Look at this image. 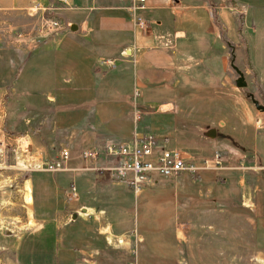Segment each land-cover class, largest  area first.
Instances as JSON below:
<instances>
[{"label": "crops", "instance_id": "0c3cea01", "mask_svg": "<svg viewBox=\"0 0 264 264\" xmlns=\"http://www.w3.org/2000/svg\"><path fill=\"white\" fill-rule=\"evenodd\" d=\"M35 4L77 29L33 51L0 43L2 130L25 140L40 163L63 150L69 159L61 172L30 170L23 179L30 188L32 225L17 236L0 231V244L14 251L15 264H127V252L112 247V237L124 235L114 233L109 217L114 213L115 221L124 223L132 204L125 195L133 193L107 171H94L95 164L83 161L81 153L128 144L135 133L168 139L158 121L156 131L133 127L134 114L145 125L159 115L172 124L184 112L192 85L220 90L225 101L221 120L207 119L200 130L205 135L219 126L216 139L203 136L211 154L201 160L219 153L224 169L153 175L154 185L133 194L139 198L156 189L158 223L171 224L170 231L160 229L155 252L146 246L147 256L137 254V264H246L264 251L255 248V201L264 191L254 176L264 163L250 164L247 157L256 135L264 133V112L234 107L249 94L236 88L230 64L238 61L236 68L249 80L245 88L264 107V0H145L134 11L130 0H69L68 6L56 0H0V25L27 27L31 20L21 11ZM225 10L235 17V42L229 40ZM233 113L236 120L229 119ZM71 186L77 200L67 202ZM147 203L144 199L141 206Z\"/></svg>", "mask_w": 264, "mask_h": 264}, {"label": "rangeland", "instance_id": "374dc122", "mask_svg": "<svg viewBox=\"0 0 264 264\" xmlns=\"http://www.w3.org/2000/svg\"><path fill=\"white\" fill-rule=\"evenodd\" d=\"M21 13L24 17L31 20L30 23L33 22V18L28 15L27 10H23ZM222 16L227 22V27L230 28L231 32V25L235 23V17L227 10L222 12ZM1 25H3V27L11 26L14 30L21 29L19 26L13 25L12 23ZM232 33L233 31L230 33L229 40L235 42V37L232 36ZM233 65L235 67H239L238 61H236V64ZM209 81L207 82L208 84H210ZM245 82L246 88L249 89V80L247 77L245 78ZM210 86L215 85L212 84ZM246 88H244V90H238L245 92L246 94L248 93V97L244 100H236L233 104L234 107L238 108L241 105H248L253 108L255 107L254 97ZM188 94L184 112L191 107L192 115L189 113L184 115V112L180 113L178 116L174 117L175 119L172 120V124L169 122L170 118H164V116L159 115L156 117V120L150 119V122L146 125L142 124L143 122L138 123V128L139 130L143 128H153L154 124L158 121V127H161H159L161 135L168 136V139H158L157 142L160 147L164 150H178L188 156L189 159L191 157L190 160H192L191 163H193L197 160L200 162L201 158H207L205 155L211 154L210 147L207 146L210 141H207L203 137L205 135H203L200 130L202 126H206V123L209 120H215V122H219L221 120V116H223L222 108H224L222 103L225 104V101H222L221 99L220 90L212 91L209 85L206 88L195 87V85H192L191 91ZM3 101L4 99L0 94V231L5 234L7 233L17 236L23 232L26 227L32 225V221L30 219L31 214L29 213L30 207L28 209L25 205L26 184L23 179L26 178V175L31 172V169H33L32 161L36 160L35 157L31 158L28 153L23 152L26 145L30 150V146L26 144L25 140H19V137L9 138L3 134ZM248 117L250 118V123L252 124V114H248ZM232 118L236 120L237 113L230 115L229 119L232 120ZM134 125L135 123L133 122V127ZM214 127L215 129L213 130L217 132V130H219V126L215 123ZM154 129L156 131L155 127ZM216 134L218 136L224 135V133L221 134L220 132ZM16 138H19V141L16 140ZM17 146H20V148H17ZM253 147V153L247 154L249 163H256L257 165L264 163V133L260 132L256 135ZM254 158H259L260 161L254 162ZM254 176L257 179L258 186L264 191V170H259L256 174H254ZM112 180L114 181L113 178ZM151 191L155 192L156 189ZM151 191L147 190L146 193L139 198H135V196L131 193H129L130 195H125L127 200H129L132 204L130 213H123L125 218L124 223L121 224L120 222H116L114 213L110 214L112 217H109L110 215L107 214V217L111 218L114 223V233L124 235L116 238L112 237V247L117 250L119 249L127 252L128 255L126 263L130 261L129 253L131 243L130 246L126 248L129 245V239L133 240L136 237H140L142 239V243L139 245L138 255L142 257V255L145 254V256H147L149 253L146 252L143 247L147 246V248L155 252L156 238L160 229V232H167L168 230H171V224L158 223L161 213L156 206L157 192L151 193ZM35 194L37 195V197H35V201L37 202V190L35 191ZM257 196L258 198L256 199L255 204L258 211L257 216L260 218L257 217L258 219H256L258 220V236L256 240L257 246L255 248L264 250V194L260 192ZM144 199L148 202L146 207L141 206ZM120 237L124 240V244L118 245L117 240ZM0 264H15L14 251L11 248H8L7 250L3 249L2 244H0ZM246 264H264V251L250 257L249 260L246 258Z\"/></svg>", "mask_w": 264, "mask_h": 264}, {"label": "built area", "instance_id": "2783aa9c", "mask_svg": "<svg viewBox=\"0 0 264 264\" xmlns=\"http://www.w3.org/2000/svg\"><path fill=\"white\" fill-rule=\"evenodd\" d=\"M56 1L64 6H68L69 4V0ZM130 1L133 2V11L144 7L145 0ZM26 10L28 15L33 18V22L19 30H14L11 26H4L6 27L4 28L1 25L0 43L6 41L10 46L18 49L33 51L45 40L51 37H59L71 29V23L57 17L46 15V9L39 4H35ZM137 24L144 27L142 21L138 20ZM138 95L139 91L135 89L134 98L138 97ZM133 120L135 125L139 123L140 116L138 112L134 114ZM18 139L16 138V140ZM157 141L158 139L154 135H140L135 133L133 139L128 144L108 145L102 149H87L81 153V159L85 162L91 161L94 163V171H107L114 180L124 181L126 187L135 195L139 194L144 186L154 185L153 175L171 178L183 172L194 176L199 172L224 169L219 153H216L213 159H202L199 165H195L178 150H164ZM17 148H20V146H17ZM23 152L28 153L31 158L36 157V153L31 149L29 150L27 145ZM68 159L69 152L63 150L60 152L58 158L51 162L44 161L40 163L37 160L32 161L33 169L31 170L50 173L61 172L64 170L63 164ZM76 200L75 188L71 186V193L67 197V202ZM120 240L121 243L117 240V244H124V240L122 238ZM141 243L142 239L136 237L133 239L131 246L129 244L131 247L129 253L130 261L127 264H137V254Z\"/></svg>", "mask_w": 264, "mask_h": 264}, {"label": "water", "instance_id": "95a60500", "mask_svg": "<svg viewBox=\"0 0 264 264\" xmlns=\"http://www.w3.org/2000/svg\"><path fill=\"white\" fill-rule=\"evenodd\" d=\"M77 29L76 25L71 26V31H75ZM231 67L232 69L235 71L237 78L235 80V85L237 89H244L246 87V82H245V78L244 75L241 71H239L234 65H233V61H231ZM255 107L258 111H262L264 112V107L258 105L255 102ZM205 137L207 138H214L215 137V130H210L208 132L205 133Z\"/></svg>", "mask_w": 264, "mask_h": 264}, {"label": "bare ground", "instance_id": "6f19581e", "mask_svg": "<svg viewBox=\"0 0 264 264\" xmlns=\"http://www.w3.org/2000/svg\"><path fill=\"white\" fill-rule=\"evenodd\" d=\"M262 125H263V121L260 120L258 122V126L262 127ZM31 202H32V199H31V195H30V188L28 185H26V187H25V205L28 207V209L30 207ZM27 207H25V208H27ZM29 213H30V211H29ZM119 243H121V242H119Z\"/></svg>", "mask_w": 264, "mask_h": 264}, {"label": "trees", "instance_id": "16d2710c", "mask_svg": "<svg viewBox=\"0 0 264 264\" xmlns=\"http://www.w3.org/2000/svg\"><path fill=\"white\" fill-rule=\"evenodd\" d=\"M262 217V216H261Z\"/></svg>", "mask_w": 264, "mask_h": 264}]
</instances>
